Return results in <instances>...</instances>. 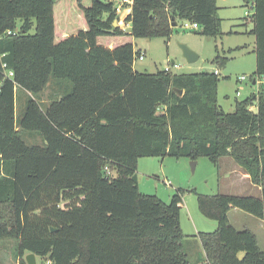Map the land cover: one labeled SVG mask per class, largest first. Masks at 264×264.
I'll use <instances>...</instances> for the list:
<instances>
[{"label": "trees", "instance_id": "obj_1", "mask_svg": "<svg viewBox=\"0 0 264 264\" xmlns=\"http://www.w3.org/2000/svg\"><path fill=\"white\" fill-rule=\"evenodd\" d=\"M61 1L0 0V243H14L18 264L28 254L52 264H191L192 238L204 252L196 264H264L255 234L228 219L238 209L264 221V86L226 113L217 101L219 74L133 68L141 51L132 38L169 39L173 23L221 37L216 0H131L122 5L130 7L129 30L113 26L120 0H75L73 22ZM251 2L253 77H260L264 0H243V8ZM227 61L214 59L221 67ZM50 86L58 99L42 109L35 98ZM18 90L27 101L16 125ZM22 132L43 145H27ZM165 157L215 165L229 158L261 196L188 191L217 228L186 236L179 222L185 191L164 203L138 188L139 159Z\"/></svg>", "mask_w": 264, "mask_h": 264}, {"label": "rangeland", "instance_id": "obj_2", "mask_svg": "<svg viewBox=\"0 0 264 264\" xmlns=\"http://www.w3.org/2000/svg\"><path fill=\"white\" fill-rule=\"evenodd\" d=\"M68 2L69 8L65 7ZM68 2L62 0L61 4L64 10H68L66 14L73 22V12L77 5L75 0ZM216 3L219 7L218 16L222 20L223 35L221 37L214 39L196 35L194 34L196 30L185 29L181 22L175 27V32L169 39L132 38L134 50H140L141 54H144V59L141 61L135 58L133 68L137 72L148 74L164 71L168 67L171 68L170 72L175 74L212 73L218 70L220 75L217 87L218 104L226 113H233L236 102L244 101L250 95L257 94L260 87L255 82L257 77H253L255 73V39L251 34L253 23L251 18L246 17V12L252 14V11L249 8H243V0H216ZM82 4L89 6L90 0H83ZM125 10L123 9L122 13ZM127 12L121 16L118 14L117 24L122 30L123 28L129 30L124 22ZM63 23L66 27L69 26L67 19ZM181 44L197 54L198 59L194 63H187L183 58ZM217 55L228 59L223 67L214 62ZM173 64L179 68L174 69ZM242 76L246 77V80L239 82L238 78ZM52 92L53 88L50 86L35 98L42 109L58 99ZM26 101L27 94L18 90L15 100L16 125L24 113ZM249 109L255 111L256 107L253 105ZM20 137L29 146L43 145L41 137L35 133L22 132ZM192 163H196L194 170L191 168ZM242 173L244 172L229 158H223L218 165H215L205 157H199L194 161L189 158L165 157L164 159H139L136 176L141 193L156 196L164 203H169L178 189L185 191L180 204V228L184 235L193 236L199 231L204 233L215 231L217 223L200 214L196 195L188 191L195 190L201 195L258 197V192L250 187L248 181L241 178ZM228 218L236 230L254 231L258 246L264 252V231L258 229L257 218L238 209H231ZM186 244L189 261L191 264H196L203 257L200 240L193 239ZM40 262L41 260L36 257V264ZM0 264H18L14 258L12 241L0 243Z\"/></svg>", "mask_w": 264, "mask_h": 264}, {"label": "built area", "instance_id": "obj_3", "mask_svg": "<svg viewBox=\"0 0 264 264\" xmlns=\"http://www.w3.org/2000/svg\"><path fill=\"white\" fill-rule=\"evenodd\" d=\"M124 3H127L129 6H131L132 1H131V0H120V1L118 2L116 12H117L120 16H121V15H125L124 13H125L126 11H128L127 14L130 12V7L122 8V5H123ZM247 8H249V9L252 11V14H250L249 12H246V17L251 18V17L253 16V13H254V10H253V8H254V3L251 2L250 5H249V7H247ZM123 9H126V10L124 11V13H122ZM127 14H126V15H127ZM183 26H184L185 29H189V30H198V26H197L195 23L184 22V23H183ZM127 27H128V25H127ZM123 30H124V28H123ZM8 34H10V32H8ZM138 59H139L140 61L143 60V59H144V55L141 54V55L138 57ZM173 65H174V64H173ZM3 66H5V65H3ZM173 68H174V69H178L179 66L174 65ZM164 71H166V72H170V71H171V68L168 67V68H166ZM213 73L217 75V74H219V71H218V70H215ZM7 76H8V77H12V76H13V73H12L11 71H8V72H7ZM245 80H246V77H244V76H242L241 78H238V81H239V82H243V81H245ZM255 82H256V84H258L259 86H264V75H262V76H260V77H257V79L255 80ZM237 95H238V93H237ZM40 264H52V262H51V260H49V259H44V260H42V261L40 262Z\"/></svg>", "mask_w": 264, "mask_h": 264}, {"label": "water", "instance_id": "obj_4", "mask_svg": "<svg viewBox=\"0 0 264 264\" xmlns=\"http://www.w3.org/2000/svg\"><path fill=\"white\" fill-rule=\"evenodd\" d=\"M113 26H114V28H118L117 21H114L113 22ZM176 26H177L176 23H173L172 24V27H176ZM180 49L182 51V56L186 60L187 63H194L198 59L197 54L194 51H192L191 49H189L186 45L181 44L180 45ZM172 63H173V61H172ZM253 84H254V82H253ZM176 92L180 96L183 93L182 90H176ZM195 164L196 163H192L191 164L192 165V167H191L192 170L195 169ZM51 231L53 232V231H55V229L52 228ZM25 262H26V264H36V257H35V255L34 254H28V255H26L25 256Z\"/></svg>", "mask_w": 264, "mask_h": 264}, {"label": "crops", "instance_id": "obj_5", "mask_svg": "<svg viewBox=\"0 0 264 264\" xmlns=\"http://www.w3.org/2000/svg\"><path fill=\"white\" fill-rule=\"evenodd\" d=\"M222 1H226V0H222ZM219 8V7H218ZM255 39V38H254ZM255 49V48H254ZM242 176V177H241ZM240 177L241 178H243L244 179V181H248V183H249V185H250V187L251 188H253V189H255V191H257L258 192V197H260L261 196V189L259 188V187H257V186H255V185H253L251 182H250V179H249V177H248V175H246V174H244V173H242V175H241ZM138 187H139V185H138ZM256 198H257V196H255ZM230 212V211H229ZM228 212V213H229ZM229 219V218H228ZM258 221H259V230H261V231H264V221H262V220H260V219H258ZM251 231V230H250ZM199 232H202V231H199ZM253 233H254V231H252ZM255 234V236H256V233H254ZM194 235H196V234H194ZM187 236V235H186ZM193 239H191L190 241H192ZM200 244H201V242H200ZM202 254H203V257H204V252H202ZM202 257V258H203Z\"/></svg>", "mask_w": 264, "mask_h": 264}]
</instances>
